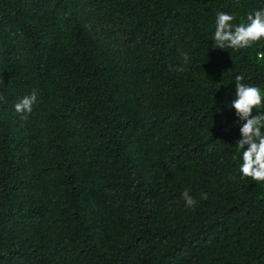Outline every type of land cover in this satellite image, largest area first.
<instances>
[{
	"label": "trees",
	"instance_id": "1",
	"mask_svg": "<svg viewBox=\"0 0 264 264\" xmlns=\"http://www.w3.org/2000/svg\"><path fill=\"white\" fill-rule=\"evenodd\" d=\"M258 9L0 0V264H264V182L241 178L228 107L237 75L264 95V40L213 47L219 12Z\"/></svg>",
	"mask_w": 264,
	"mask_h": 264
},
{
	"label": "clouds",
	"instance_id": "2",
	"mask_svg": "<svg viewBox=\"0 0 264 264\" xmlns=\"http://www.w3.org/2000/svg\"><path fill=\"white\" fill-rule=\"evenodd\" d=\"M234 19L233 15L222 11L217 14L213 47L240 50L250 48L264 40V9L249 12L246 22L238 25L232 23ZM258 58L264 60V52H260ZM188 60L189 57L184 54V63L186 64ZM174 70L184 71L185 68L181 66ZM243 81V75L235 76V99L228 105L230 109L236 110V115L243 122L240 128L242 138L236 143L242 150V163L239 171L242 179L251 178L256 182H264V111H258L257 115L252 114L254 109L264 107V95L259 87L245 84ZM36 100L37 94L33 91L14 105L15 111L30 114ZM21 118L26 119V116L22 115ZM182 196L186 206L195 205L196 201L188 191H185ZM202 198L207 199V194H202Z\"/></svg>",
	"mask_w": 264,
	"mask_h": 264
}]
</instances>
